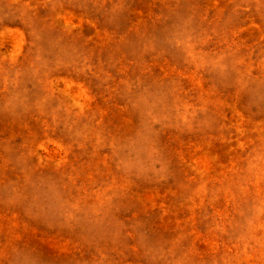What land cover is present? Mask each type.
I'll use <instances>...</instances> for the list:
<instances>
[{
    "label": "rangeland",
    "instance_id": "rangeland-1",
    "mask_svg": "<svg viewBox=\"0 0 264 264\" xmlns=\"http://www.w3.org/2000/svg\"><path fill=\"white\" fill-rule=\"evenodd\" d=\"M0 264H264V0H0Z\"/></svg>",
    "mask_w": 264,
    "mask_h": 264
}]
</instances>
